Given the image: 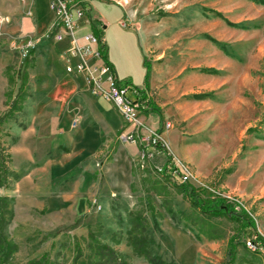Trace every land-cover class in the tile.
<instances>
[{
  "label": "rangeland",
  "instance_id": "374dc122",
  "mask_svg": "<svg viewBox=\"0 0 264 264\" xmlns=\"http://www.w3.org/2000/svg\"><path fill=\"white\" fill-rule=\"evenodd\" d=\"M106 1L120 8L96 1L90 14L107 27L101 35L117 78L132 87L129 97L137 98L136 89L146 84L148 73L149 84L153 75L159 84L180 82L191 91L178 107L172 93L165 105L144 98L141 120L158 129L165 141V147L150 149L153 158L146 169L141 146L120 139L130 129L125 122L85 159L74 153L63 160L70 150L66 138L92 124L95 116H108L104 104L109 102L93 95L82 76L66 72L50 38L53 26H36L29 0H0V138L4 155L14 156L3 161L12 173L10 184H15L0 188L14 214L4 230L15 249L7 264H26L44 255L55 264H74L79 247L84 258L77 264H87L90 230L131 264H149L129 242L135 214L143 209L153 254L163 261L226 264L239 225L226 216L201 214L180 187L244 210L254 229L242 237L235 264H264V5L251 0ZM39 40L32 49L23 108L6 119L24 60L14 48ZM76 114L81 125L73 130ZM152 114L158 117L156 126L147 120ZM175 136L177 149L169 142ZM77 162L78 178L69 185L65 167ZM167 163L190 180L175 183L156 174L157 164ZM13 172L19 178L13 179ZM75 185V198L65 206L60 194ZM18 200L21 210L16 214ZM250 241L261 248L249 249Z\"/></svg>",
  "mask_w": 264,
  "mask_h": 264
},
{
  "label": "built area",
  "instance_id": "2783aa9c",
  "mask_svg": "<svg viewBox=\"0 0 264 264\" xmlns=\"http://www.w3.org/2000/svg\"><path fill=\"white\" fill-rule=\"evenodd\" d=\"M49 5L55 17L50 38L56 43L66 44L61 55L66 72L82 76L93 95L106 100L117 109L126 125L130 127L120 135V139L123 142L141 146L142 169H146L147 161H152L153 158L150 149L157 146L165 147V141L158 129L149 127L141 120L146 101L143 99L135 102L130 98L129 87L119 81L111 65L105 61L103 56L105 42L102 37L94 32L80 34L81 21L91 25L92 19L88 15L93 6L92 0H51ZM120 24L123 28L126 27V22ZM39 43L40 40L26 42L20 48L15 46L14 50H19L25 59ZM80 125V115L76 114L71 121V127L76 130ZM166 127L168 128L169 125ZM157 165H160L161 172H165V177L173 179L175 183L184 184L190 180L185 173L179 172L175 165L170 163ZM247 246L249 249L261 248L251 241L247 243Z\"/></svg>",
  "mask_w": 264,
  "mask_h": 264
},
{
  "label": "trees",
  "instance_id": "16d2710c",
  "mask_svg": "<svg viewBox=\"0 0 264 264\" xmlns=\"http://www.w3.org/2000/svg\"><path fill=\"white\" fill-rule=\"evenodd\" d=\"M255 3L264 5V0H251ZM219 16H221L218 13ZM96 35L98 33L94 32ZM35 53V51H30V55H28L22 65L21 68L18 71V78H20V87L17 92V95L15 99L12 101V105H8L7 113L5 114L6 119H10L14 117L15 112L20 111L22 106V97L24 96V89L26 88L28 84V68L31 65L32 62V55ZM104 59L107 63V54L106 49L103 52ZM147 84L149 82V73L146 80ZM14 84V80H13ZM24 99V97H23ZM143 99H137L135 102L141 101ZM21 103V107H17V104ZM19 108V109H17ZM156 110V109H153ZM4 125V118H0V127ZM0 138V165L4 167L5 171L0 172V188H9L12 184H10V179L12 177V173H10L9 168L6 167L5 162L3 159L8 158L9 161L12 160L11 155H4L5 149H3ZM165 176V172L163 173ZM162 175V176H163ZM13 179H17V175H13ZM173 180V179H171ZM179 189L183 190L185 193L184 195L190 200L192 206L195 209H198L201 214L208 215V216H215V217H222L226 216L229 219L235 221L239 227V233L232 237L229 243V261L226 264H235L237 261V250L238 245L241 244L242 237L244 235H247V231L251 228L254 229V223L251 218L248 217L246 212L242 209H240L239 206L225 200H205L199 197L195 192L189 193L187 191L186 187H180ZM1 200V206H0V264H7L8 259L15 253L14 245L9 242L5 235L4 230L6 226L11 222L13 219V212L8 209V199L0 197ZM150 201V198H147V201ZM12 202V200H11ZM10 202V203H11ZM150 203V202H149ZM9 215V220L6 219V215ZM170 214V213H169ZM172 218L174 219L175 216L172 215ZM147 222V216L145 214V210L138 211V213L135 214V220L132 225V229L129 232V242L131 246L133 247V252L138 257L144 258L149 264H174L167 263L161 259L160 256H157L153 254V241L150 240L146 233V227L145 223ZM155 226H158L156 220L154 221ZM89 248L91 250V256L88 259L87 264H131L120 252L115 250L113 247H111L109 244L101 242L94 232L91 230L89 231ZM258 251V249H256ZM262 251V250H261ZM260 252V251H259ZM264 254V252H262ZM96 256L98 257L97 260H93L92 257ZM84 258V254L81 251L80 247L78 248L76 257L73 260L74 264H77L80 259ZM26 264H55L48 255H44L40 258H36L33 260L28 261Z\"/></svg>",
  "mask_w": 264,
  "mask_h": 264
},
{
  "label": "crops",
  "instance_id": "0c3cea01",
  "mask_svg": "<svg viewBox=\"0 0 264 264\" xmlns=\"http://www.w3.org/2000/svg\"><path fill=\"white\" fill-rule=\"evenodd\" d=\"M50 1L51 0H29L30 5L33 6V9H34L36 26L38 28H45V27H49V26L54 25L55 17H54V13L50 9V5H49ZM64 1H78V0H64ZM96 1L97 2L99 1L102 4H108V5H113V6L119 7L116 4L107 2L106 0H92L93 4ZM122 11H123L124 17H126L125 11L124 10H122ZM88 16H89V18H91V14H89ZM81 22H82L81 23L82 29L80 31V34H85L88 32H95L96 31L98 33V35L100 37H102V39L105 42V49H106L108 62L111 65L112 69L115 71V73H117L115 70V66H114L115 63L112 59H110V56H109L110 52H109L108 44L105 41V39L103 38V36L101 35V33H103L105 30H107V27L102 28L100 21L95 20V19H92L91 25L86 24V21H81ZM52 43L59 47L58 49L60 51V54L62 55L63 51L66 48V44H59V43H56L54 41H52ZM139 45H140L141 53L145 59L146 54L142 48L141 42L139 43ZM61 63L63 64L62 66H64V63L62 60H61ZM151 76H152L151 77L152 79H151L150 84H149V82H148V84L146 82V84L144 86H142V88L136 89L137 98L135 100L144 99L146 97H148V98L151 97V100L154 104L157 102V104L165 105L168 101L169 94L172 93L173 94V100H174L176 106L178 107L180 104V100L183 98V96H185V94H187L191 91L190 89H187V90L184 89L183 85H180L181 84L180 82H177L175 84L170 85L169 81L166 84H164V83H162L163 80H161L162 82L159 84L156 82V79L153 78V75H151ZM121 83L125 86H128L129 89H132L131 85L124 83V82H121ZM157 89H159L160 92L158 95L159 100L156 101V100H154V95L157 93ZM104 105L107 109L108 116L107 115H102V116L100 115L99 117L95 116L92 124H85L83 127H81L79 129V131H77L76 134H74L73 138H70L68 140L66 138V143L68 144V147L70 150H69V152L64 154L63 160H67L74 153H75V156H78V158L80 160L85 159L86 156H89L88 153L90 154L91 152L97 151L99 149V147L101 145V139L103 137H109L110 135L115 134L124 125L123 119L118 114V112L114 109V107L109 103H105ZM157 118L158 117L156 114H152L150 117H148L147 120L149 122H151L153 126H154V124L156 126L157 122H158ZM173 138L174 137L169 139L170 145H172L175 149H177V139L178 138L176 136L174 139ZM136 149H137V147H136ZM10 155H11V158L13 159L14 156L12 155V153H10ZM83 161H80V163H82ZM80 163L77 162L75 165H73V167H70V165L68 167L66 166L67 168L65 167L64 173L66 174V176L68 175L67 176L68 178H70L69 182H68L69 185H71V183L75 182L76 179L78 178L77 172H78V170H80V168L76 169V167L79 166L78 164H80ZM14 174L17 175L16 173H14ZM17 177H18V175H17ZM14 185L12 184L11 187L8 189H12L14 187ZM76 189H77V185H75V188L71 187L69 190L65 188L64 192L62 194H60L61 195L60 198H62L66 202L65 206H69L70 201H71L70 199L75 198L74 197L75 196L74 191H77ZM19 206H20V201L18 200V204H17L16 209H15L16 214H18L19 211L21 210V208H19Z\"/></svg>",
  "mask_w": 264,
  "mask_h": 264
},
{
  "label": "bare ground",
  "instance_id": "6f19581e",
  "mask_svg": "<svg viewBox=\"0 0 264 264\" xmlns=\"http://www.w3.org/2000/svg\"><path fill=\"white\" fill-rule=\"evenodd\" d=\"M140 158H141V156H140ZM155 172H156V174H158V175H163V173H164V172H161V167H160V166H156V167H155Z\"/></svg>",
  "mask_w": 264,
  "mask_h": 264
}]
</instances>
